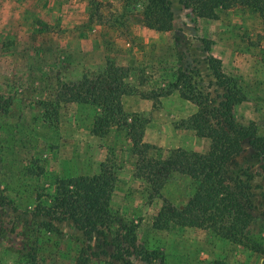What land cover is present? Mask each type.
<instances>
[{
  "label": "rangeland",
  "instance_id": "obj_1",
  "mask_svg": "<svg viewBox=\"0 0 264 264\" xmlns=\"http://www.w3.org/2000/svg\"><path fill=\"white\" fill-rule=\"evenodd\" d=\"M147 3L0 0V264H263L264 178L258 153L247 142L236 169L253 176L256 217L241 241L210 228L170 222L158 229L153 222L164 204L182 208L197 186L188 174L169 169L171 151L209 148V139L190 126L197 105L176 89L158 94L188 60L196 62L195 79L208 87L211 76L200 60L205 53L199 38L211 39L212 53L245 95L235 108L237 121H253L264 135V20L252 7L235 6L218 8L217 18H197L195 28L177 18L174 29L161 31L146 25ZM174 5L181 7L177 0ZM189 47L196 50L190 53ZM107 60L130 70L135 91L122 102L130 119L135 114L145 120L143 142L150 146L144 161L126 130L114 126L103 136L92 133L97 108L76 102L57 106L63 82L98 71ZM105 161L117 172L112 214L119 224H137L136 247L124 251L123 259L115 257L117 236L125 234L119 225L106 236L88 237L71 220L55 221L58 232L39 230L44 217L34 215L37 206L49 207L62 193L65 179L98 173ZM151 167L168 172L157 179Z\"/></svg>",
  "mask_w": 264,
  "mask_h": 264
},
{
  "label": "trees",
  "instance_id": "obj_2",
  "mask_svg": "<svg viewBox=\"0 0 264 264\" xmlns=\"http://www.w3.org/2000/svg\"><path fill=\"white\" fill-rule=\"evenodd\" d=\"M177 2L180 8L174 5V0H148L145 9L146 25L161 31L172 30L174 20L179 18L195 28L197 18H217L218 8L230 9L235 6L252 7L264 20V0ZM179 11H183L185 16H181ZM199 40L205 53L200 60L206 63L211 76L208 87L204 88L195 79L196 62L188 60L178 68L174 81L169 83L170 87L158 96L176 89L182 97L197 105L196 112L189 119L190 126L198 135L209 139V148L206 152L182 149L171 151L166 161L169 169L188 174L197 186L182 208L164 204L153 224L158 229L167 228L170 222L180 226L210 228L226 238L241 241L244 230L256 215L251 184L253 176L242 168L236 169V158L243 150V143L247 142L258 153L257 163L264 178V135L258 133L253 121L247 125L237 121L235 108L245 100L243 90L236 78L225 73L222 59L212 53L213 41L208 38ZM189 49L190 53L196 50L195 47ZM129 71V68L107 60L104 68L86 72L77 81L63 82L56 103L58 107L62 103L76 102L97 108L99 112L94 118L92 133L103 136L114 126L126 130L134 152L144 161L150 146L143 142L145 120L135 114L130 119L122 102L123 96L135 91L128 80ZM44 110L49 112L47 103ZM54 115L55 118L50 117V121L58 120L57 108ZM148 165H151L149 160ZM164 172H168V169L165 171L151 167L150 174L158 179L164 177ZM116 181L114 165L107 161L101 163L98 173L65 179L62 193L53 198L49 207L37 206L34 215L44 217L41 222L44 228L40 226L38 229L58 232L55 221L71 220L84 235L90 237L93 232L106 236V230L115 224L119 225L117 230H124L125 234L117 236L118 253L115 257L123 259L124 251L129 252V247H136L137 224H119L118 218L110 210ZM155 183V189L158 190L163 182ZM227 216L230 219L225 222ZM259 250L264 254V248L260 247Z\"/></svg>",
  "mask_w": 264,
  "mask_h": 264
}]
</instances>
